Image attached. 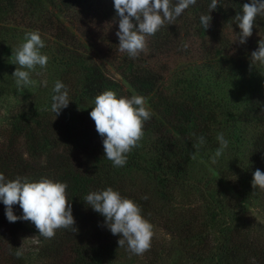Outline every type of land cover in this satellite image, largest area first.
Wrapping results in <instances>:
<instances>
[{
	"label": "trees",
	"instance_id": "16d2710c",
	"mask_svg": "<svg viewBox=\"0 0 264 264\" xmlns=\"http://www.w3.org/2000/svg\"><path fill=\"white\" fill-rule=\"evenodd\" d=\"M249 2L219 0L211 12V0H197L174 24L165 23L147 38L161 55L200 56L219 83L238 88L236 121L244 128L224 131L223 124L233 126L228 110L166 90L165 71L150 64L145 51L135 59L119 51L114 0H0V43H17L26 32L39 30L45 41L41 51L49 57L46 69L32 74V92L7 114L0 112V173L6 179L66 182L76 222L75 229H58L54 238L45 239L30 221L9 222L0 201V264H264L263 225L223 183L243 190L241 195L256 192L253 173L264 172V66L253 67L250 61L264 37V16L256 17L245 44L236 41L240 29L233 21ZM201 14L212 16L206 30ZM61 17H72L76 31ZM100 24L111 29L105 44L117 58L122 80L107 72L84 43L98 46L102 37L95 29ZM57 80L66 85L70 100L58 116L51 111ZM25 89L15 88L17 93ZM106 89L122 96L158 97L159 117L151 110L140 146L128 154L124 167H114L105 157L90 117L95 96ZM8 90L0 81V98ZM246 131L249 135L243 138ZM220 132L229 146L212 164ZM199 136L205 143L191 160ZM109 186L133 199L153 225L151 247L143 255L119 248L121 237L84 201L89 192ZM13 211L23 215L18 204ZM32 237L37 243L27 245ZM22 244L24 254L17 258Z\"/></svg>",
	"mask_w": 264,
	"mask_h": 264
},
{
	"label": "clouds",
	"instance_id": "9594fccd",
	"mask_svg": "<svg viewBox=\"0 0 264 264\" xmlns=\"http://www.w3.org/2000/svg\"><path fill=\"white\" fill-rule=\"evenodd\" d=\"M196 2L197 0H175V3L173 0H114L119 25L116 32L119 51L126 53L129 58H137L141 52L146 51L148 37L155 35L165 23L174 24ZM218 4L219 0H211L209 10L212 12L217 9ZM257 16H264V0L244 3L242 11L234 17L233 21L240 29L236 39L240 44H245L252 36ZM211 20V15L200 16L205 30L210 27ZM44 47L45 41L39 30H32L26 32L23 41L12 49V63L17 65L12 76L18 89L34 86L36 81L32 79V74H41L37 72V68L46 69L49 57L42 53ZM250 61L253 67L257 64L264 66V37L258 41V48L251 53ZM42 83L47 86L46 80ZM52 91L54 95L51 111L58 116L70 103L69 92L59 80L55 82ZM93 104L90 117L102 138L105 157L114 167H124L128 154L140 146L144 124L152 117L147 100L136 93L122 96L114 90L106 89L95 96ZM216 140L219 146L210 157L212 164L218 162V158L229 146L223 132L217 133ZM204 143L203 136L197 137V142L193 144L196 151L191 154V160L197 159L199 148ZM251 185L254 190L264 191V172L256 169ZM67 188L66 182L47 177L39 180L20 176L6 179L0 173V201L6 206L7 220L11 223L18 220L30 221L35 225L39 236L45 239L54 238L58 229H75L76 222L67 199ZM84 201L105 217V225L113 235L121 237L118 240L119 248L126 246L133 255H143L150 249L154 236L153 225L133 199L122 196L118 190L109 186L89 192ZM16 204L22 209V216L14 214L13 206ZM23 254L22 244L17 248L15 256L20 258Z\"/></svg>",
	"mask_w": 264,
	"mask_h": 264
},
{
	"label": "rangeland",
	"instance_id": "374dc122",
	"mask_svg": "<svg viewBox=\"0 0 264 264\" xmlns=\"http://www.w3.org/2000/svg\"><path fill=\"white\" fill-rule=\"evenodd\" d=\"M71 18L72 17H61L73 31H76V28L70 22ZM110 30L111 29H108V27H105L103 24L97 26L95 29L96 36L102 38H97L98 46L95 47L85 41L84 37H82L78 31L77 33L78 36L84 40L85 45L90 49L96 60L107 72L122 80L115 66L117 58L108 50V46L105 44L104 37H106L105 35ZM17 41L18 40H16V42ZM22 41L23 39L14 43L12 40H4L0 43V81L6 88L9 87L8 94L0 98V112L3 115L7 114L10 108L14 107L32 92V87H27L22 92L17 93L18 90H15L17 86L12 76L17 67V65L12 63V49ZM145 55L150 64L156 68L161 67L162 70L165 71L163 85L166 90H172L176 92L178 96L184 98L197 96L201 100L212 103V105H215L217 107L216 109L220 111L228 110L233 126H231V123L223 124L222 128L224 131H239L244 128L241 122L236 121L237 114L241 109L238 88L234 91L226 83H219L220 80L219 78L217 79L215 70L210 68L200 56L193 54H187L186 56L178 54L161 55L150 48L148 40ZM221 99L222 104L220 103ZM146 100L150 109L159 117V110L155 108L158 97L151 98L150 96L146 98ZM218 105L222 106L218 107ZM247 130L250 131V128ZM242 132H244V130H242ZM246 132L243 138L249 135V132ZM223 183L227 185V188L234 195L241 196L246 207L257 221L263 225L262 228L264 230V193L257 192V190H259L257 189L255 194H253L254 192H250L252 190H247L246 194L241 195L243 190L235 189L227 181H223ZM242 185L244 187L246 182ZM37 241V237H32L27 241V245H32V243H37Z\"/></svg>",
	"mask_w": 264,
	"mask_h": 264
}]
</instances>
